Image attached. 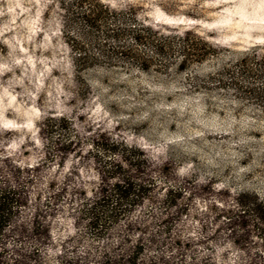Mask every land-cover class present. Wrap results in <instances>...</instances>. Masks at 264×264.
<instances>
[{"label":"clouds","instance_id":"1","mask_svg":"<svg viewBox=\"0 0 264 264\" xmlns=\"http://www.w3.org/2000/svg\"><path fill=\"white\" fill-rule=\"evenodd\" d=\"M0 264H264V0H0Z\"/></svg>","mask_w":264,"mask_h":264}]
</instances>
